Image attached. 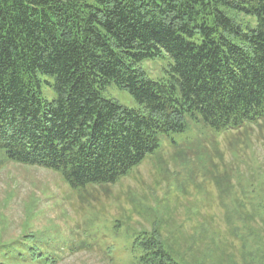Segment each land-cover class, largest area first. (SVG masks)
<instances>
[{
  "label": "trees",
  "instance_id": "16d2710c",
  "mask_svg": "<svg viewBox=\"0 0 264 264\" xmlns=\"http://www.w3.org/2000/svg\"><path fill=\"white\" fill-rule=\"evenodd\" d=\"M164 53L172 81L148 78L141 64ZM46 77L51 102L41 95ZM111 84L144 111L106 99ZM188 118L218 132L264 119V0H0V151L8 162L57 171L72 189L115 184L159 149L162 135L184 132ZM250 185L258 199L250 198L251 211L239 200L241 209L228 212L264 225V186ZM239 219L229 226L253 241L245 260L264 264V227ZM163 235L157 221L140 231L125 247L130 264H190ZM196 235L181 238L190 251L206 250L193 264L233 262L221 241ZM25 237L0 247V264L59 262L58 243Z\"/></svg>",
  "mask_w": 264,
  "mask_h": 264
},
{
  "label": "rangeland",
  "instance_id": "374dc122",
  "mask_svg": "<svg viewBox=\"0 0 264 264\" xmlns=\"http://www.w3.org/2000/svg\"><path fill=\"white\" fill-rule=\"evenodd\" d=\"M229 15L240 22L253 21L237 12ZM172 63L164 53L143 62L141 68L148 78L169 82ZM44 80L41 95L51 102L55 93L46 81L53 80ZM102 95L124 108L144 111L115 84ZM187 123L184 132L162 135L153 155L109 185L72 189L59 172L8 162L0 151V247L18 246L25 236L35 235L46 238L43 247L47 241L58 243L57 264H130L125 247L157 221L162 222L164 238L190 264L206 251L199 245L191 251L183 245L181 238H192L194 233L197 238L221 241L219 248L225 244V253L233 261L228 264H252L253 255L245 260L243 247L253 250V241L245 229L232 234L241 224L238 215L228 211L241 209L242 204L251 211L252 196L258 202L247 188L264 186V119L222 132L202 120L188 118ZM242 216L239 220L253 228L264 227L259 219ZM209 260L198 264H216Z\"/></svg>",
  "mask_w": 264,
  "mask_h": 264
}]
</instances>
